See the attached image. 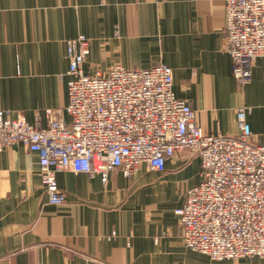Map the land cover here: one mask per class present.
I'll list each match as a JSON object with an SVG mask.
<instances>
[{"label": "crops", "instance_id": "1", "mask_svg": "<svg viewBox=\"0 0 264 264\" xmlns=\"http://www.w3.org/2000/svg\"><path fill=\"white\" fill-rule=\"evenodd\" d=\"M225 24L221 0H0V110L46 126L45 110L69 102L67 41L83 34L91 40L87 74L167 64L175 94L206 133L238 136L236 111L247 108L253 140L264 145V58L241 85ZM193 157L178 154L162 174L119 169L106 185L61 172L67 202L54 205L39 154L21 143L8 148L0 156V264H264L213 261L185 246L175 211L202 181Z\"/></svg>", "mask_w": 264, "mask_h": 264}, {"label": "built area", "instance_id": "2", "mask_svg": "<svg viewBox=\"0 0 264 264\" xmlns=\"http://www.w3.org/2000/svg\"><path fill=\"white\" fill-rule=\"evenodd\" d=\"M221 1L225 50L244 86L264 58V0ZM90 52L83 34L67 41L69 102L45 110L46 126L0 110V156L18 143L37 152L49 203L62 205L61 172L100 177L106 185L116 170L126 177L142 167L162 174L169 160L191 153L200 159L202 181L175 211L185 246L213 261L264 258V145L253 140L249 109L236 111L238 136L206 133L196 111L175 94L169 65H115L89 75L84 65Z\"/></svg>", "mask_w": 264, "mask_h": 264}, {"label": "rangeland", "instance_id": "3", "mask_svg": "<svg viewBox=\"0 0 264 264\" xmlns=\"http://www.w3.org/2000/svg\"><path fill=\"white\" fill-rule=\"evenodd\" d=\"M184 153H188V152H184ZM188 155L192 156V154H191V153H188ZM192 157H193V156H192ZM193 158H194V157H193ZM152 173H155V174H160V173H156V172H152ZM176 181H177V179H176ZM178 189H179V186H178V184H176V185H174V187H173V189H172V190L178 191Z\"/></svg>", "mask_w": 264, "mask_h": 264}]
</instances>
